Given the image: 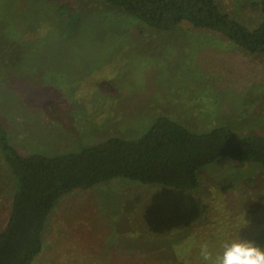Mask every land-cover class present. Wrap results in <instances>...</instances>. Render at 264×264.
<instances>
[{
    "label": "rangeland",
    "instance_id": "obj_1",
    "mask_svg": "<svg viewBox=\"0 0 264 264\" xmlns=\"http://www.w3.org/2000/svg\"><path fill=\"white\" fill-rule=\"evenodd\" d=\"M215 1L250 29L262 19L257 0ZM158 114L264 135V53L185 20L156 30L102 0H0V122L19 152L139 136ZM2 175L0 228L11 185ZM200 181L190 193L118 178L65 196L32 264H129L134 250L119 242L138 247L140 264H217L226 242L264 224V172L224 159ZM250 205L249 223L235 221Z\"/></svg>",
    "mask_w": 264,
    "mask_h": 264
},
{
    "label": "trees",
    "instance_id": "obj_2",
    "mask_svg": "<svg viewBox=\"0 0 264 264\" xmlns=\"http://www.w3.org/2000/svg\"><path fill=\"white\" fill-rule=\"evenodd\" d=\"M102 1L156 30H171L185 20L193 27L219 33L248 51L264 53V0L251 3L262 13L261 21L252 29L222 10L215 0ZM190 128L165 114H158L139 136V133L110 135L66 152L23 154L9 141L0 122V169L7 173L11 184L10 200L0 228V264H32L43 249L51 210L74 192H87L119 178L130 183L193 193L201 184L200 171L224 159L253 164L256 170L264 172L263 134L239 131L232 124ZM3 175L0 180L5 182ZM247 209L242 213L246 216H236L234 220L243 219L249 223L251 216L247 218V212H256L257 208L250 205ZM259 225L253 236L248 228L238 234L257 244L258 240L263 243L264 224L260 222ZM119 243L113 248L121 251L138 248L132 245L134 243L127 246ZM128 251L125 250L129 255L127 260L122 261L139 263L132 257L134 251L132 254ZM175 259L179 261L177 255ZM108 262L116 264L114 259Z\"/></svg>",
    "mask_w": 264,
    "mask_h": 264
},
{
    "label": "clouds",
    "instance_id": "obj_3",
    "mask_svg": "<svg viewBox=\"0 0 264 264\" xmlns=\"http://www.w3.org/2000/svg\"><path fill=\"white\" fill-rule=\"evenodd\" d=\"M217 264H264V246L244 238L226 242Z\"/></svg>",
    "mask_w": 264,
    "mask_h": 264
}]
</instances>
